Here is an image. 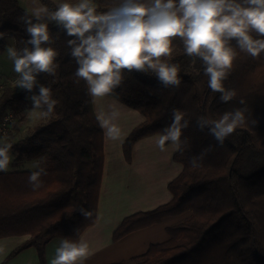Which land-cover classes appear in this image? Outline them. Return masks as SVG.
<instances>
[{
  "label": "trees",
  "instance_id": "16d2710c",
  "mask_svg": "<svg viewBox=\"0 0 264 264\" xmlns=\"http://www.w3.org/2000/svg\"><path fill=\"white\" fill-rule=\"evenodd\" d=\"M49 11L59 4L39 0ZM119 0H96L100 10ZM24 9L19 0H0V53L9 39L22 49L28 39L19 17ZM50 46L58 56L54 75L38 82L52 90L58 101L54 112L19 139L31 109L25 92L6 84L0 96V122L11 113L14 120L0 144L10 143L17 159L43 158L47 175L43 187L33 191L28 176L38 170L0 171V239L30 236L14 249L2 264L22 251L35 247L41 264H46V247L56 238L78 239L98 217L105 163V137L96 118L87 85L74 73L77 64L70 56V39L56 25L49 24ZM234 43V42H233ZM237 58L224 86L237 95L229 103L208 87L199 59L184 52L182 41L173 42V53L162 59L180 67V85L163 86L156 74L124 72L122 83L110 95L140 112L145 121L125 140L123 151L132 162L133 148L141 139L161 133L172 123V112L186 113L188 127L184 141L174 155L183 165L182 173L168 186L173 198L156 209L126 217L113 234L114 242L127 235L162 223L169 218L190 215L168 228L169 239L128 261L112 264H264V53L253 58L237 48ZM243 99L246 103L240 104ZM247 108L245 121L228 136L223 146L198 123L200 116L219 119L227 111ZM170 143V142H169ZM168 143V144H169ZM212 146L200 167L192 157ZM84 208L92 212L86 219Z\"/></svg>",
  "mask_w": 264,
  "mask_h": 264
},
{
  "label": "clouds",
  "instance_id": "9594fccd",
  "mask_svg": "<svg viewBox=\"0 0 264 264\" xmlns=\"http://www.w3.org/2000/svg\"><path fill=\"white\" fill-rule=\"evenodd\" d=\"M28 39L17 50L7 49L18 74L16 84L31 95L26 96L32 108L42 109L47 117L58 103L52 98V90L38 82L41 74L54 75V62L58 52L50 46L49 22L69 37L66 44L70 56L77 64L74 75L87 85L91 103L110 96L122 83L125 70L153 71L165 86H179L180 67L163 57L173 53V42L179 38L184 52L201 61L208 87L220 93V101L229 103L237 95L234 89L224 86L237 48L253 58L264 53V0H119L115 6L100 10L96 0H77L76 3H60L55 11L46 7L37 9L33 15L24 13L19 17ZM3 34H0L2 38ZM234 42V43H233ZM240 104L246 102L241 99ZM118 101L95 109V118L106 140H118L122 129L119 126L121 110ZM248 109L236 108L224 112L219 119L200 116L201 126L223 146L225 139L244 123ZM186 113L179 109L172 112V123L158 134L156 141L160 151L165 145L182 148L183 130L188 127ZM10 143L0 144V171H6L11 162ZM212 151L205 149L199 157H192V167H200L204 157ZM44 168L33 171L28 183L33 191L43 187ZM86 219L92 212L81 208ZM90 252L89 243L80 238H62L55 250L51 264H79Z\"/></svg>",
  "mask_w": 264,
  "mask_h": 264
},
{
  "label": "crops",
  "instance_id": "0c3cea01",
  "mask_svg": "<svg viewBox=\"0 0 264 264\" xmlns=\"http://www.w3.org/2000/svg\"><path fill=\"white\" fill-rule=\"evenodd\" d=\"M24 9L34 14L29 8ZM37 9L41 7L38 6ZM49 24L55 25L53 22ZM113 101L117 100L108 96L100 100L98 105H93L94 110L97 107H106ZM119 104L124 106L118 121L122 134L118 140L105 139V163L98 217L95 224L80 237L89 243L90 252L79 264H112L141 256L152 245L166 242L169 239L168 228L190 215L188 213L181 217L166 219L162 223L133 232L114 242L113 234L126 217L137 212L156 209L172 200L173 196L168 186L184 168L181 163L174 160L178 148L171 145V142L165 145V151L159 150L156 143L159 133L137 142L133 148L132 162L128 163L124 156L123 144L131 132L145 121V117L140 112L120 102ZM22 138L24 136L20 135L19 139ZM10 156L11 162L6 171L19 170L21 163L24 162L41 163L45 166L43 158L17 159L12 149ZM29 238L30 236H14L0 239V264ZM80 238L72 240L78 241ZM60 241L61 238H56L47 245L48 264H51L52 259L55 258V250ZM7 264H41V262L37 249L31 247L22 251Z\"/></svg>",
  "mask_w": 264,
  "mask_h": 264
},
{
  "label": "rangeland",
  "instance_id": "374dc122",
  "mask_svg": "<svg viewBox=\"0 0 264 264\" xmlns=\"http://www.w3.org/2000/svg\"><path fill=\"white\" fill-rule=\"evenodd\" d=\"M54 1V0H53ZM62 1L67 2H76L77 0H55L57 4L64 3ZM21 6L23 8H29L33 13L37 10L38 6L41 8H45L43 4L39 0H19ZM8 48L13 47L15 48V41L12 39H9L7 41ZM18 79V74L14 72V66L12 60L9 58L7 51L4 53H0V83H3L4 85H12L17 86L16 80ZM19 88V87H18ZM32 106V105H31ZM32 108V107H31ZM42 109H37L35 111H27L25 112L27 119L25 122V125L23 127L22 136L28 135L33 128L43 122L45 120V116L42 115ZM21 168L19 170H38L41 167L44 168L45 166L43 164H36L33 162H24L21 163ZM46 257V254H45ZM46 264H48V260L46 257Z\"/></svg>",
  "mask_w": 264,
  "mask_h": 264
},
{
  "label": "built area",
  "instance_id": "2783aa9c",
  "mask_svg": "<svg viewBox=\"0 0 264 264\" xmlns=\"http://www.w3.org/2000/svg\"><path fill=\"white\" fill-rule=\"evenodd\" d=\"M4 84L0 83V96L4 90ZM14 120V116L11 113H8L4 119L0 122V139L7 136L10 130L11 123Z\"/></svg>",
  "mask_w": 264,
  "mask_h": 264
}]
</instances>
